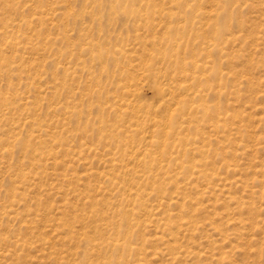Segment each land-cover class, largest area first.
Wrapping results in <instances>:
<instances>
[{"label": "rangeland", "instance_id": "obj_1", "mask_svg": "<svg viewBox=\"0 0 264 264\" xmlns=\"http://www.w3.org/2000/svg\"><path fill=\"white\" fill-rule=\"evenodd\" d=\"M13 1L0 264H264V0Z\"/></svg>", "mask_w": 264, "mask_h": 264}, {"label": "bare ground", "instance_id": "obj_2", "mask_svg": "<svg viewBox=\"0 0 264 264\" xmlns=\"http://www.w3.org/2000/svg\"><path fill=\"white\" fill-rule=\"evenodd\" d=\"M96 1V0H95ZM14 1L12 0V2H10V3H12L13 5H14V3H13ZM94 2V1H93ZM5 4H6V2H4ZM8 3V2H7ZM57 3V2H56ZM92 3V2H91ZM4 4V5H5ZM93 4V3H92ZM10 5V4H9ZM11 7V6H10ZM45 14V13H44ZM43 14V15H44ZM42 15V16H43ZM227 15V14H226ZM38 16V15H37ZM39 17H41V16H39ZM39 19V18H38ZM37 20V19H36ZM41 20V19H40ZM39 21V20H38ZM11 31V30H10ZM12 34V33H11ZM218 34V33H217ZM23 35V34H22ZM12 36V35H11ZM221 36V35H220ZM15 41V40H14ZM14 41H10L9 40V46H10V48L11 49H13V47H16V42H14ZM8 46V47H9ZM0 56H1V52H0ZM3 56V55H2ZM0 57V68H5L6 69V73H8V72H10V71H13V69H14V72L15 71H18V69H17V66H16V68L15 67H12V65H10L9 64V62L7 61V60H5L4 59V57ZM1 58H3V59H1ZM14 60H15V58H14ZM19 63V62H18ZM192 65V64H191ZM194 65V64H193ZM20 67V66H19ZM120 68V67H119ZM17 69V70H16ZM1 72V71H0ZM13 73V72H12ZM197 82V81H196ZM181 86V85H180ZM182 87V89L183 90H187V86H181ZM184 102H178L177 104H178V106H177V110L179 111V112H181L180 114H183V115H185L184 114V110H185V108H186V106H185V103L183 104ZM31 105L33 104V103H30ZM187 104V103H186ZM27 105H28V102H25L24 103V106H26L27 107ZM131 106L130 104H126V106ZM169 105V104H168ZM200 106H201V111H203L205 114L206 113H209L208 112V105H206L205 103H201V104H199ZM123 106V105H122ZM197 106V105H196ZM0 107H5L6 109H8V110H11V109H13L14 108V105H13V102H11L9 99H6V97H4L3 95L1 96L0 95ZM185 107V108H184ZM187 108H188V106H187ZM186 108V111L187 110H189V109H187ZM27 109V108H26ZM196 109V108H195ZM198 109H199V107H198ZM191 111V110H190ZM196 112H197V109L195 110ZM176 112V111H175ZM175 112H174V114H175ZM186 114H190L189 112L187 113V112H185ZM176 115V114H175ZM191 115H193V113L191 114ZM195 115V114H194ZM207 115V114H206ZM213 115V114H212ZM14 116V115H13ZM173 116V115H172ZM188 116H190V115H188ZM188 116H186V117H188ZM208 116V115H207ZM234 116V115H233ZM169 117H171V115L169 116ZM192 117V116H191ZM225 117V116H224ZM23 118V117H22ZM176 118V117H175ZM190 117H188V118H186L187 119V121L189 120L190 121V119H189ZM213 118V117H212ZM173 119H174V117H171V120H172V122H173ZM171 120H170V122H171ZM186 121V122H187ZM192 121V120H191ZM197 121V120H196ZM220 121H223L222 119L220 120ZM225 121V120H224ZM29 122V121H28ZM37 122V121H36ZM35 122V123H36ZM183 122V121H182ZM174 123V122H173ZM179 123V122H178ZM177 123V124H178ZM192 123V122H191ZM37 124H38V122H37ZM140 124V123H139ZM139 124H137V126L139 125ZM172 124V123H171ZM175 124V123H174ZM35 124H33V126H34ZM180 125V124H179ZM40 126H43V125H40ZM40 126L38 127V129L40 128ZM177 127V126H176ZM179 127V126H178ZM174 128V127H173ZM172 129V128H171ZM227 129V128H226ZM41 130V129H40ZM36 131H37V129H36ZM238 131H240V129L238 130ZM162 133H163V131H162ZM166 134H169V132L167 133L166 132ZM172 134H173V132H172ZM172 134L170 133L169 134V136L171 135L172 136ZM178 133H176V135H177ZM17 136V135H16ZM15 136V137H16ZM164 136H166L165 134H164ZM173 137V136H172ZM179 137V136H178ZM13 138H14V136H13ZM21 138V137H20ZM180 138V137H179ZM181 139H185V138H180V140ZM162 140V139H161ZM176 140L177 141H179V142H181L180 140H178L177 138H176ZM1 141V140H0ZM17 141H19V140H17L16 138L15 139H13V141L11 142V146L13 145L14 146V144H15V142H17ZM164 140H162V142H163ZM186 141H187V139H186ZM185 141V142H186ZM26 142V141H25ZM152 144L154 143H156L157 145L159 144L158 142H160V141H157L156 142V140H151L150 141ZM19 143V142H18ZM166 144H169V143H166ZM6 145V144H5ZM25 146H26V144H24ZM156 145V147H158ZM164 146H165V144H163ZM31 146H33V145H31ZM160 146H161V144H160ZM169 146L170 145H168V148L167 149H169ZM1 147V146H0ZM9 147V146H8ZM27 147H28V145H27ZM162 148V147H161ZM164 148V147H163ZM4 150H6L5 152H6V154H7V152H8V149H4ZM10 151H11V149H10ZM165 151V150H164ZM168 151V150H167ZM150 152V151H149ZM169 153H171V152H169ZM5 154V155H6ZM11 154V153H10ZM40 154V153H39ZM147 154V152L146 153H144L143 154V156L145 155V157L147 156V157H150V156H148V155H146ZM176 154V153H175ZM203 154V153H202ZM7 155H9V154H7ZM139 155V154H138ZM151 155V154H150ZM39 156V155H38ZM40 157H41V155H40ZM139 157V156H138ZM146 157V158H147ZM152 157V156H151ZM41 159H43V158H41ZM147 160V159H146ZM148 160H149V158H148ZM147 160V161H148ZM152 160V159H151ZM38 161H40L39 159H38ZM132 161V160H131ZM138 161V164H141L142 166H146V164H147V161H145L144 159H140V158H138L137 160H136V162ZM135 162V161H134ZM133 162V163H134ZM151 162V161H150ZM128 163H130V160H129V162ZM40 166H42L40 163H38ZM140 166V165H139ZM38 167V166H37ZM149 167V166H148ZM161 167V166H160ZM119 168V167H118ZM162 168H163V166H162ZM145 169V168H144ZM147 169H149V168H146V170ZM150 170V169H149ZM236 170V169H235ZM149 172V171H148ZM202 172V171H201ZM157 175H159V174H157ZM156 176V175H155ZM154 176V177H155ZM142 177V176H141ZM139 178V177H138ZM153 178V177H152ZM160 178V177H159ZM141 179V178H140ZM154 179V178H153ZM155 179H156V177H155ZM157 181H155L154 183H156ZM140 183V182H139ZM142 183H143V181H142ZM141 183V185H144V183L142 184ZM153 183V184H154ZM114 185H116L115 183H114ZM134 185V186H133ZM132 185V188L134 189L135 188V194L134 195H136V197H138V199H141L143 196H144V191L145 190H142V186H140L139 184H136V183H134ZM146 185V184H145ZM155 186V185H154ZM157 186V185H156ZM116 187V186H115ZM118 187V186H117ZM147 188V187H146ZM152 189H154V190H156L158 193H159V188H156V187H153ZM161 190H163V189H161ZM175 199V198H174ZM173 200V199H172ZM177 200V199H176ZM97 201H95V203H96ZM140 202V201H139ZM91 203V202H90ZM91 204H93L94 205V203H91ZM97 204V203H96ZM96 209V208H95ZM94 208L92 209V213L94 214L95 212H96V210H95ZM99 211V210H98ZM122 211V210H121ZM126 212H127V210H125ZM145 211V213H147L148 214V216H150L151 215V211H148V210H144ZM151 212V213H150ZM124 213V212H123ZM127 213H129V211L127 212ZM126 213V214H127ZM95 215V214H94ZM168 220V219H167ZM188 222V221H187ZM189 223V222H188ZM168 224V223H167ZM168 226V225H167ZM176 226H178V225H176ZM182 226H184V225H182ZM180 227H181V225H180ZM122 228V227H121ZM179 228V227H178ZM98 229H99V227H98ZM102 229V228H101ZM100 229V230H101ZM171 230V229H170ZM184 230V229H183ZM182 230V231H183ZM172 231V230H171ZM180 231V230H179ZM169 232V231H168ZM174 232V231H173ZM99 233H100V231H99ZM179 233V232H178ZM182 233V232H181ZM180 233V234H181ZM172 237H173V235H171ZM176 238V237H175ZM84 239H85V237H84ZM174 239V238H173ZM86 242H87V244H90L89 246H91L92 247V249L94 250V248H99V249H101V248H103V246H104V249H105V247L107 248H110V249H112V250H116V249H124L125 247H126V245H125V242L124 241H120L119 239H113V240H103V241H100V242H98V243H95V244H93V240L92 239H87V240H85ZM174 241V240H173ZM174 242H176V241H174ZM84 243V242H83ZM176 244V243H175ZM87 246V245H86ZM178 246V245H177ZM86 248V247H85ZM107 248V249H108ZM172 248V247H171ZM173 248H176V250L179 248V246H178V248L177 247H175V246H173ZM126 249V248H125ZM96 250V249H95ZM106 250V249H105ZM101 252H102V249H101ZM105 253H106V251H104ZM173 252H175V250L173 251ZM103 253V252H102ZM102 253H100L101 254V256H102ZM176 253V252H175ZM177 253H178V251H177ZM91 254V253H90ZM90 254H86L87 256H85V258L86 257H88ZM97 254V253H96ZM92 255V254H91ZM90 255V256H91ZM98 256H100L99 255V251H98V254H97ZM96 255V256H97ZM89 256V257H90ZM93 256V255H92ZM100 256V257H101ZM112 257V256H111ZM110 257V258H111ZM173 257H175V256H173ZM177 257V256H176ZM109 258V257H108ZM86 259H88V258H86ZM88 260H90V258L88 259ZM106 260H108L107 258H106ZM110 260V259H109ZM113 261V260H112ZM112 261H107V262H102V264H113V262ZM180 261V260H179ZM93 262V261H92ZM88 263L89 264H91V262H89L88 261ZM98 264V263H97ZM117 264H119V263H117Z\"/></svg>", "mask_w": 264, "mask_h": 264}]
</instances>
